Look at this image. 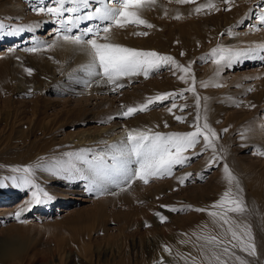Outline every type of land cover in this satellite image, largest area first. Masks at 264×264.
Masks as SVG:
<instances>
[{
  "label": "rangeland",
  "instance_id": "obj_1",
  "mask_svg": "<svg viewBox=\"0 0 264 264\" xmlns=\"http://www.w3.org/2000/svg\"><path fill=\"white\" fill-rule=\"evenodd\" d=\"M37 1L0 0V37L14 35L18 28L45 34L52 22L34 8L54 4ZM207 2L155 0L141 12L154 27L112 28L114 43L171 56L190 66L188 73L168 64L147 78L122 77L124 87L113 91V85L89 74L91 57L87 50L81 54L84 46L38 43L36 52L0 55V207L6 208L0 215V256L8 247L21 249L14 257L0 258V264H209L221 248L199 237L227 228L214 223L209 213L223 211L213 206L229 189L232 197L243 199L245 211L228 216L250 228L256 255L231 251L246 264H264V155L259 154L264 152V51L257 47L264 44V0H230L227 5L213 0L220 11H194ZM84 23L80 28L90 26ZM237 52L244 54L236 57ZM220 55L234 58L213 63ZM63 72L74 91L65 89V77L58 79ZM192 87L195 93L188 91ZM163 93L177 95L122 115ZM205 118L218 136L215 152L203 150L200 137L183 153L189 161L175 165L171 175L120 187L93 183L94 168H110L127 152L128 131L189 133L196 124L202 127ZM224 165L238 185H229ZM13 187L21 191L2 196ZM34 192L40 203L33 200ZM46 204L57 211L36 217L43 212L37 208ZM17 212H22L19 219ZM235 256L221 253L227 264H240Z\"/></svg>",
  "mask_w": 264,
  "mask_h": 264
},
{
  "label": "snow or ice",
  "instance_id": "obj_2",
  "mask_svg": "<svg viewBox=\"0 0 264 264\" xmlns=\"http://www.w3.org/2000/svg\"><path fill=\"white\" fill-rule=\"evenodd\" d=\"M176 2L179 4H188L195 3L196 0H176ZM96 3L100 6L96 7L94 11H88L84 15L69 16L67 19L64 18L65 13L75 14L80 12L82 8H91V0H53L54 6L38 7L34 8V11L47 13L58 18L66 33L71 32V28L65 27L67 24L75 25L81 20L98 19L101 22H107L103 27L97 25L95 29L88 28L83 35L58 34V38L66 44L84 46L91 57V63L88 65L89 74L100 76L103 82L113 85V91L124 87L122 83H119L122 77L143 75L147 78L150 72L158 71L161 67L168 64L175 66L184 73L190 71V66L185 67L178 64L171 56H162L154 51H139L110 42L113 27L120 29L126 28L128 25H143L147 28L154 27V25L142 18L141 12L145 7L154 6L155 0H114V3L111 5L106 3L105 0H96ZM222 3L227 5L230 3V0H222ZM205 9L209 11L221 10L213 0H208L207 3L197 6L194 11L200 13ZM224 10L227 11L230 8H225ZM176 18L179 19L180 17L177 16ZM260 23L264 24V16L260 18ZM0 27H3V25L0 24ZM23 30V28L17 29V31ZM89 34H91L92 38L84 39V36ZM134 34L141 36L148 35L147 32H136ZM100 40L104 42H99ZM53 46L49 45V47ZM257 47L264 51V44L258 45ZM26 50L29 52L39 51L37 48H29ZM249 51L255 50L249 49ZM217 52V49H213V56H216ZM243 54V52H237L234 56L238 57ZM234 56L229 55L225 57L224 55H220L217 59L213 60V63L220 64L225 59H227L228 63H231ZM26 71L29 75L32 74V69H26ZM180 79L184 80L185 77L180 76ZM202 86L206 87L207 85L202 84ZM251 90L249 89V91ZM188 91L195 93V88H189ZM174 95L177 94L163 93L149 98L145 104L139 105L138 107H128L122 115L130 116L138 111H145L149 105L157 101L166 100ZM178 95L182 96L183 93H179ZM199 100L200 98L197 97V107H199ZM172 106L176 107L174 102ZM169 111H171V108ZM176 119L183 121L184 118L177 116ZM199 119L200 116L197 115V121ZM194 127L195 131L193 132L183 134L172 133L167 136L159 132L149 135L144 131H128L127 152L122 153L118 162L110 168H101L99 166L94 168L93 183L101 186L115 184L116 187H120L121 183L130 184L133 180H140L147 184L150 178H163L166 175H171L175 165L182 166L189 161L190 158L183 155V153L190 148H194L200 142V137L203 138L204 142L203 150L210 148L215 152V140L218 139V136L216 131L206 122V118L202 127L199 124L194 125ZM224 131H227V129H224ZM259 154L264 155V152H260ZM132 157H135L134 161ZM132 163L138 165L134 170L130 167ZM23 171L30 173L31 169L25 168ZM224 171L229 185L233 184V182L238 185L237 178L231 173L227 165H224ZM187 178V175L181 177L179 182L183 184ZM33 200L36 203L41 202L35 192L33 193ZM213 207L223 209L222 212L213 211L209 213L214 218V223L219 224L221 227L227 225V228L221 234H209L199 237V239L205 240L208 245L219 246L222 254L231 253V255L235 256V252L231 250L239 248L240 251L255 256L256 248L250 228L247 225H240L228 216V213L239 214L245 211L243 199L238 196L232 197L231 189H229ZM172 210L175 211V209ZM196 211H203V209H196ZM21 214L22 212H17L15 214L16 218L19 219ZM163 219L164 217H161V220ZM226 239H228V244L231 245V249L225 244ZM165 250L170 251L167 248ZM221 253L213 252L209 264H213V261H215V264H227V261L221 259ZM235 259L239 260L240 264H246V261L242 260L239 256H235Z\"/></svg>",
  "mask_w": 264,
  "mask_h": 264
},
{
  "label": "bare ground",
  "instance_id": "obj_3",
  "mask_svg": "<svg viewBox=\"0 0 264 264\" xmlns=\"http://www.w3.org/2000/svg\"><path fill=\"white\" fill-rule=\"evenodd\" d=\"M49 1H53V0H38L37 1L38 2L37 4L38 5H43V4H47ZM113 3H114L113 0L109 2L110 5L113 4ZM91 4H92V7H93L91 10H90V8H88V9H83L82 8L80 10V12L75 13L74 16L75 15H84L86 10H88V11H94V9L96 7H99L100 6L98 3H96V0L91 1ZM50 6H54V5H50ZM69 16H73V14H71V13H65L64 14V18L65 19H67ZM41 17L43 18V20L44 19L48 20V23L49 22H52V25L48 28V31L45 34L42 35V34H39L36 31H32L31 32L29 29L23 28L24 29L23 31H18L14 35L1 36L0 37V47H4L5 46L6 49L0 51V55L1 54H6L8 52L19 54V53H22L24 50H26L27 47H29V48L32 47L33 48L38 43H47V44L59 43V42L60 43H64L61 39L58 38V34L59 35H64V34L72 35L71 32L74 29H78L79 32L77 33V35H83L87 31L88 28L95 29L96 26H93L92 24L95 21H99L98 19L81 20V21H79L75 25L67 24L65 27L71 28V32H67L66 33L65 30H64V27L61 26L58 18H55V17H53V16H51V15H49L47 13H41ZM257 21H258V19L252 20V22H254V23H256ZM84 22L90 23V26L84 27V28L82 26L80 28L79 25L85 24ZM101 23H102V27H103V23H105V22L99 21V24H101ZM76 25H77V27H76ZM88 36L89 35L84 36V39L87 38ZM113 37H114V34L112 33V35H111V41L110 42H113L114 43ZM89 38H92V36H90ZM12 41H14V42L17 41V42L15 44L14 43L6 44V43L12 42ZM99 42H104V41L103 40H100ZM59 47H61V46H59ZM81 54L84 55V56H86L87 55L86 54V49H84V51L81 52ZM82 55L79 57V59H81ZM64 74H65L64 72H63V74H60L58 76V79L59 80H62L65 77V79H64L65 81L63 80L64 81L63 82V85H64L65 89H67L69 91H74L73 85H72L73 83H71L72 80L68 76H65L67 74H65V75ZM6 189L8 191H6V193L2 194V196L5 195V194H7V195L8 194L9 195L15 194V193H17V191L18 192L21 191L20 188H17V187L6 188ZM9 190H16V191L14 192V191H9ZM67 203L68 202H65V205ZM37 209L43 211L41 214L39 213L40 215H35L36 217H39V218H44L45 216H47L46 214L50 213V211L53 210V208H52V206L50 204L49 205L48 204H46V205H40ZM55 209L57 211V208H54V210H53L54 212H55ZM5 210H6V208L0 207V215L3 214V212ZM63 210H67V209H62L61 211H63ZM30 212L27 211V213H30ZM20 250L21 249L19 247H12V246L11 247H8L7 250H3V253L0 256V258L2 260H4V259L10 258V257H14V256H16V255H18L20 253Z\"/></svg>",
  "mask_w": 264,
  "mask_h": 264
}]
</instances>
